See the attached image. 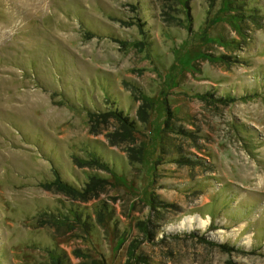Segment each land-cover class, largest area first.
Instances as JSON below:
<instances>
[{
  "label": "rangeland",
  "instance_id": "1",
  "mask_svg": "<svg viewBox=\"0 0 264 264\" xmlns=\"http://www.w3.org/2000/svg\"><path fill=\"white\" fill-rule=\"evenodd\" d=\"M0 264H264V0H0Z\"/></svg>",
  "mask_w": 264,
  "mask_h": 264
},
{
  "label": "trees",
  "instance_id": "2",
  "mask_svg": "<svg viewBox=\"0 0 264 264\" xmlns=\"http://www.w3.org/2000/svg\"><path fill=\"white\" fill-rule=\"evenodd\" d=\"M109 105V104H107ZM111 106V105H109ZM113 107V106H112ZM103 110H98L97 112H94L91 117H98L96 119H105V118H114L117 120L120 124H122V127L126 130L129 131L128 133L130 134V131H136L137 130V123L136 121L131 118L128 114L124 113L123 110H119L117 108H110L109 111L107 112H102ZM169 121L166 122V126L169 124ZM98 166H104L106 167L104 163L100 162L98 159L95 161ZM101 166V167H102ZM55 186H57L60 190L71 193L73 195H76L84 200L88 198L89 194H92V191H94V188H90V186H86L87 188H84V191H80L76 186L68 183V182H63L60 178H57V180L54 183ZM142 258V257H141ZM145 262V261H144Z\"/></svg>",
  "mask_w": 264,
  "mask_h": 264
}]
</instances>
